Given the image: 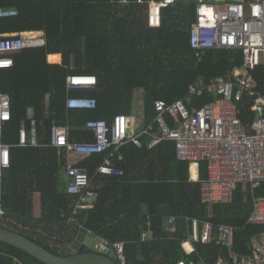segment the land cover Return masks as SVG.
Returning a JSON list of instances; mask_svg holds the SVG:
<instances>
[{
	"label": "trees",
	"instance_id": "obj_1",
	"mask_svg": "<svg viewBox=\"0 0 264 264\" xmlns=\"http://www.w3.org/2000/svg\"><path fill=\"white\" fill-rule=\"evenodd\" d=\"M121 6L111 0H0V8L15 9L19 15L0 19V35L43 32L45 44L26 47L11 54L14 66L0 69V94L12 100V121L4 130V142L17 145L28 112L38 121L39 141L50 143L54 123L69 126L71 142L93 141L86 129L89 121L110 125L118 115L133 113L134 97L143 96L146 126L156 116L155 102L173 103L187 97L190 85L200 79L229 77L243 65L240 50H210L202 60L190 44V28L196 22V0H177L164 9L159 28L148 23L147 6L129 0ZM37 34V33H36ZM60 54V64L49 56ZM59 60V56L55 55ZM57 62V61H56ZM70 75H92L98 79L92 90L67 93ZM257 90L264 94V66L253 72ZM68 95L96 100L94 110H68ZM251 98L241 108V119L249 126L254 115ZM194 106L200 101L193 100ZM154 133L160 134L158 125ZM142 147L129 144L121 149L125 160L116 162L122 176L98 175L108 154L77 158L93 178L98 198L93 209L73 215L78 196L67 192L66 158L57 148L12 149L11 168L2 187L4 215L0 227L19 233L60 256L71 245L81 227L108 241L113 247L124 243V259L116 250L111 258L118 264H215L230 250L217 244L215 231L210 243H194L187 252L193 221L235 228L234 250L249 254L263 226L247 224L252 210L250 191L236 192L231 204L207 205L202 201L198 165L177 159L172 141L150 148L151 137L141 138ZM207 164H200V179L208 178ZM191 174V175H190ZM194 177H193V176ZM191 176V178H190ZM194 178V179H193ZM40 195L41 214L35 216L34 196ZM264 198V183L254 190ZM175 218V230L168 225ZM150 236L143 239V234ZM0 255L19 264H44L28 253L0 242Z\"/></svg>",
	"mask_w": 264,
	"mask_h": 264
},
{
	"label": "built area",
	"instance_id": "obj_2",
	"mask_svg": "<svg viewBox=\"0 0 264 264\" xmlns=\"http://www.w3.org/2000/svg\"><path fill=\"white\" fill-rule=\"evenodd\" d=\"M121 6L129 0H111ZM196 22L190 28V44L199 60L210 50H240L243 65L231 76H218L210 80L200 79L190 85L186 98L167 103L157 100L154 121L136 132L129 118L118 115L112 124L105 120L89 121L86 129L92 131L93 141L71 142L70 128L54 123L51 129L50 145L66 158L67 192L78 196L72 212L93 209L98 193L93 189V178L86 167L77 165L75 157L108 154L98 175L122 176L123 170L116 162L125 158L121 149L129 144L141 148L143 136H150V148L162 141H172L176 146L179 161L197 164L198 179L204 204H231L239 190L243 194L252 192V210L247 224L264 227V198H257L254 190L264 183V94L257 90L253 72L264 66V0H196ZM147 6L148 23L152 28L161 27L164 9L176 6L177 0H137ZM19 15L15 9L0 8L1 18ZM37 33V34H36ZM45 44L43 32H24L0 35V69H11L14 59L11 54L26 47ZM98 84L96 76L70 75L66 80L67 93L76 90H92ZM246 98L253 103L254 119L247 126L240 115V106ZM200 101L194 106L193 100ZM68 110H94L96 100L68 95ZM12 121V100L9 94H0V217L4 215L1 206L2 187L7 170L11 168L14 147H40L39 126L35 117L29 123L23 121L19 131V142L11 145L4 142L6 125ZM154 125L160 134L154 133ZM207 164L208 178L200 179V164ZM191 178V177H190ZM192 179V178H191ZM175 218H169L168 225L175 230ZM189 238L183 241L187 252H194V243L200 240L210 243L213 233L218 235L217 244L230 250L228 257H219L215 264H264V229L257 237L249 254L242 255L234 250L235 228L230 225H215L204 222L202 229L193 221ZM150 235L143 234V239ZM124 243L113 247L124 259ZM178 264H187L180 261Z\"/></svg>",
	"mask_w": 264,
	"mask_h": 264
},
{
	"label": "water",
	"instance_id": "obj_3",
	"mask_svg": "<svg viewBox=\"0 0 264 264\" xmlns=\"http://www.w3.org/2000/svg\"><path fill=\"white\" fill-rule=\"evenodd\" d=\"M0 242L20 249L44 264H118L111 258L113 246L84 227L79 229L74 242L61 250L60 256L27 237L2 227Z\"/></svg>",
	"mask_w": 264,
	"mask_h": 264
},
{
	"label": "crops",
	"instance_id": "obj_4",
	"mask_svg": "<svg viewBox=\"0 0 264 264\" xmlns=\"http://www.w3.org/2000/svg\"><path fill=\"white\" fill-rule=\"evenodd\" d=\"M55 55L56 56L57 55L59 56V60L57 62H51V57H53ZM61 62H62V56L60 54H54V55H50L49 56V63H51V64H60ZM143 99H144L143 96L142 95H139V94L134 97L133 113H132L131 117H129V121L131 122V127L136 132L141 131L146 126L145 110H144V100ZM30 117H34L33 110L32 109H30L29 112H28V120H29ZM67 127H69V126H67ZM41 145L42 146L36 147V148H41V147L49 148V147H51V146H44V145H50V143H48V144H42L41 143ZM17 148H19V147H17ZM30 148H34V147H30ZM77 158H80V157H75L73 159V161L75 162L77 160ZM65 175H66V172H65ZM191 181L194 182L195 180H192L191 179ZM66 183H67V178H66ZM36 196H39L40 197V195L37 193L34 196L35 216L39 217L40 214H41V208H40V202H39V205H38V203L36 205V200H35L36 199ZM39 201H40V198H39ZM13 263L14 264H19V262L17 260H13L11 258H8V257L4 256V255H0V264H13Z\"/></svg>",
	"mask_w": 264,
	"mask_h": 264
},
{
	"label": "rangeland",
	"instance_id": "obj_5",
	"mask_svg": "<svg viewBox=\"0 0 264 264\" xmlns=\"http://www.w3.org/2000/svg\"><path fill=\"white\" fill-rule=\"evenodd\" d=\"M58 58H59V57H58ZM52 60H53L54 62L58 61V60L56 59V57H55L54 59H52ZM137 95H138V94H137ZM39 198H40L39 196H36V199H35V200H36V205H37V203H38V205H39V202H40V201H39ZM13 264H14V263H13Z\"/></svg>",
	"mask_w": 264,
	"mask_h": 264
}]
</instances>
